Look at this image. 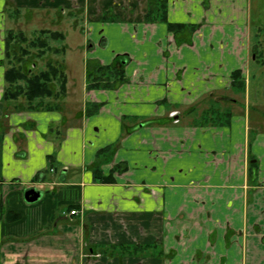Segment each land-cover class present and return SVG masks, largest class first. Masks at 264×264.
<instances>
[{"label":"crops","instance_id":"0c3cea01","mask_svg":"<svg viewBox=\"0 0 264 264\" xmlns=\"http://www.w3.org/2000/svg\"><path fill=\"white\" fill-rule=\"evenodd\" d=\"M140 2L0 0V264H264V105L250 82L264 64L251 48L262 29L252 0H167L155 23ZM35 5L81 12L87 42L103 28L93 59L128 56L127 81L88 91L85 80L74 99L82 112L72 111L74 82L40 108L5 99L6 36ZM117 31L134 33L130 54L111 51ZM96 168L113 181H96Z\"/></svg>","mask_w":264,"mask_h":264},{"label":"rangeland","instance_id":"374dc122","mask_svg":"<svg viewBox=\"0 0 264 264\" xmlns=\"http://www.w3.org/2000/svg\"><path fill=\"white\" fill-rule=\"evenodd\" d=\"M28 1L31 2V0ZM56 1L61 2L68 0H45V3L55 4ZM141 1L142 2H140V4L143 5L144 0ZM145 1L147 3L154 1L153 4L156 2V0H145ZM122 5L124 10L123 12H128L129 4L124 2ZM154 5L157 7L159 4L156 3ZM252 5L254 11L253 20L255 22L254 29H257L258 27L262 29L260 30L261 33L258 34L260 37L254 38L253 39L254 42L252 40L251 48L253 47L254 44H257L260 48L261 57L264 58V0H252ZM35 7L36 9L35 8H30V9L24 8V10L20 9L19 11L21 13V17L18 24L11 25V27L14 30L16 29V32L22 31L24 32V35L27 37V43L24 45V47H26L27 50H30L31 54H30V58H28L26 63L23 64L25 72L32 70V73L38 74L41 71H46L48 69L49 64L54 65L55 67H59L58 64L62 65V71L66 77V88L69 82V89L71 90L72 82H74L75 83L74 92L76 94L72 95L73 102L75 99V102L79 101V103H81L84 99L83 86L85 80H87V76H86L87 62L89 60H94L93 58H95L96 50L99 52L100 40L102 39V37H104V33H102L103 28H98L96 30L94 37L93 38L90 37L89 41L87 42V38H88L87 33L84 31V29H86V25L84 18L81 15V12H79L78 10H73L68 8L54 9L51 7L46 9H40L42 7H38L37 5H35ZM14 9L15 8H11V14L15 13ZM118 9L121 10L120 7H118ZM31 13L34 15L31 16ZM42 30L62 33L65 39H61V38L58 39L53 37V35L51 36L50 34L40 35L39 33ZM118 33L119 32L117 31L112 37L113 40L111 41V46H112L110 48L111 51H115L120 48L123 50L125 49L126 50L125 52L130 54V52L127 51H132L134 48L133 44L131 43L132 41L134 42L135 40V38L133 37L134 33L131 34L132 41H128L127 39L124 40L118 35ZM38 38L47 40L46 43L47 46L49 47L48 49H46L45 51L46 54L43 56H37L38 53L41 52V50H39V48L34 49L30 45L31 44L30 42L32 41L33 43L35 40V42L37 43L35 46L40 47V42L36 41ZM114 41L116 44H114ZM89 46H92L94 48V51L89 50L88 49L90 48ZM63 48H65L64 51ZM250 82H251L252 102L254 101V98L259 97L260 103L264 105V68H260L258 67V64H254L251 70ZM255 86H257V88H255ZM53 87H54V92H57L58 91L57 83H55ZM259 91L261 92L260 96H258ZM67 102L69 103L71 101H69V99H67L66 102L63 101V103H67ZM75 102L74 104L72 103V105L74 106L73 110L72 108H70L71 106L69 105L68 107L66 106V109L76 112H82L81 107L79 110L78 104ZM94 115H96V113H94L93 116ZM94 128H95L94 130H98L99 126L95 125ZM95 135L98 136V133H96ZM92 141L94 142V140L91 139L90 142ZM124 251H126V253L129 254L134 251V248L132 246H129L124 248ZM161 251L162 250H160V248H157L156 251L153 252L155 255L159 256ZM163 256L164 255H162V257ZM91 259L98 260V258H91Z\"/></svg>","mask_w":264,"mask_h":264},{"label":"trees","instance_id":"16d2710c","mask_svg":"<svg viewBox=\"0 0 264 264\" xmlns=\"http://www.w3.org/2000/svg\"><path fill=\"white\" fill-rule=\"evenodd\" d=\"M150 2L149 11L144 16V20L147 23H155L158 21H166L167 14V0H156L154 4H159L157 7ZM112 19L118 21V18L111 17V15H105L104 20ZM188 27L184 24H169V30L176 35L182 31L187 30ZM191 30V29H189ZM261 32V31H260ZM50 34L58 39H65L62 33L49 32L42 30L39 33ZM39 39V40H38ZM36 41L40 42V47H36L37 44L34 40L29 43L32 48L41 50L37 56H43L46 54L47 46L44 39L38 38ZM42 42V43H41ZM27 43V37L23 32L10 31L6 36V59L10 65L9 69L5 72V81L8 83V88L5 90L4 98L8 100H17L19 97H25L27 102L31 105V108L43 107L45 99L54 98L55 100L61 99L66 95V77L62 71V65L59 67L49 64L46 71H41L38 74L32 73V70L25 72L23 64L30 58V50H27L24 45ZM43 48V50H42ZM57 50V49H56ZM65 48H63V51ZM260 48L254 44L252 52L255 55L256 61L264 64V60H260L259 56ZM263 56V55H262ZM129 62V57L126 55H119L110 65H103L99 60H89L86 66L87 76V89L88 90H114L120 84L127 81L125 76V66ZM17 64V65H16ZM19 66V67H16ZM234 81L243 88L244 83L241 78V72L235 71L232 75ZM57 83L58 91L54 92V84ZM38 102L37 105H33L34 102ZM51 107H48V109ZM99 110V106H95V109L88 107L87 113L92 114ZM94 179L96 181H102L104 183H110L113 181L110 177H102L98 168L94 171Z\"/></svg>","mask_w":264,"mask_h":264},{"label":"water","instance_id":"95a60500","mask_svg":"<svg viewBox=\"0 0 264 264\" xmlns=\"http://www.w3.org/2000/svg\"><path fill=\"white\" fill-rule=\"evenodd\" d=\"M255 58V56H254ZM40 197V193H38L35 189H30L25 194V199L29 203H33L37 201Z\"/></svg>","mask_w":264,"mask_h":264},{"label":"built area","instance_id":"2783aa9c","mask_svg":"<svg viewBox=\"0 0 264 264\" xmlns=\"http://www.w3.org/2000/svg\"><path fill=\"white\" fill-rule=\"evenodd\" d=\"M176 114H177L176 112L171 113V116L174 117ZM78 213H79V212H78L77 210H73V211H71V215H78Z\"/></svg>","mask_w":264,"mask_h":264}]
</instances>
